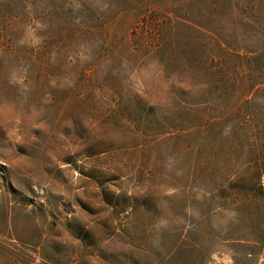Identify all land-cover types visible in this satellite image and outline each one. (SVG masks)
I'll list each match as a JSON object with an SVG mask.
<instances>
[{"label": "rangeland", "instance_id": "374dc122", "mask_svg": "<svg viewBox=\"0 0 264 264\" xmlns=\"http://www.w3.org/2000/svg\"><path fill=\"white\" fill-rule=\"evenodd\" d=\"M264 0H0V264L264 256Z\"/></svg>", "mask_w": 264, "mask_h": 264}, {"label": "crops", "instance_id": "0c3cea01", "mask_svg": "<svg viewBox=\"0 0 264 264\" xmlns=\"http://www.w3.org/2000/svg\"><path fill=\"white\" fill-rule=\"evenodd\" d=\"M229 264H232V262H230ZM250 264H264V256H260L258 258H255L254 263H250Z\"/></svg>", "mask_w": 264, "mask_h": 264}, {"label": "trees", "instance_id": "16d2710c", "mask_svg": "<svg viewBox=\"0 0 264 264\" xmlns=\"http://www.w3.org/2000/svg\"><path fill=\"white\" fill-rule=\"evenodd\" d=\"M264 91V88L256 90L255 92ZM263 207H264V188H263ZM259 243H264V235L261 237V239L258 241Z\"/></svg>", "mask_w": 264, "mask_h": 264}]
</instances>
